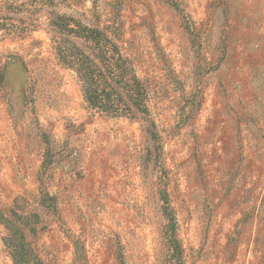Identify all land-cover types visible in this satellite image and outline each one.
Listing matches in <instances>:
<instances>
[{"label": "rangeland", "instance_id": "obj_1", "mask_svg": "<svg viewBox=\"0 0 264 264\" xmlns=\"http://www.w3.org/2000/svg\"><path fill=\"white\" fill-rule=\"evenodd\" d=\"M12 234L36 264H264V0H0V264Z\"/></svg>", "mask_w": 264, "mask_h": 264}, {"label": "trees", "instance_id": "obj_2", "mask_svg": "<svg viewBox=\"0 0 264 264\" xmlns=\"http://www.w3.org/2000/svg\"><path fill=\"white\" fill-rule=\"evenodd\" d=\"M58 52L63 55H68L69 48L64 45H59ZM74 54V53H73ZM78 55V54H76ZM74 56L75 59H77V63L79 64L80 70L79 75L82 81V87L83 92L86 100L91 103L95 104L96 102V82H97V74L96 69L92 67V65L88 62L80 61L79 57ZM148 131L150 132V128L148 127ZM152 136L154 137V132H150ZM29 220V217H24ZM14 234L10 235L7 238V245L11 247L10 255L12 258L13 264H36V261H34V257L32 256V253L28 250H25L22 245L14 244L13 242Z\"/></svg>", "mask_w": 264, "mask_h": 264}]
</instances>
